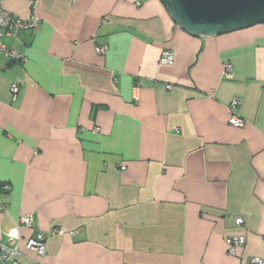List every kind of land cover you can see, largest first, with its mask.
<instances>
[{
  "label": "crops",
  "instance_id": "crops-1",
  "mask_svg": "<svg viewBox=\"0 0 264 264\" xmlns=\"http://www.w3.org/2000/svg\"><path fill=\"white\" fill-rule=\"evenodd\" d=\"M1 4L40 20L2 38L22 60L0 55V243L33 217L19 264H239L228 237L264 260V24L192 37L159 0Z\"/></svg>",
  "mask_w": 264,
  "mask_h": 264
},
{
  "label": "built area",
  "instance_id": "built-area-1",
  "mask_svg": "<svg viewBox=\"0 0 264 264\" xmlns=\"http://www.w3.org/2000/svg\"><path fill=\"white\" fill-rule=\"evenodd\" d=\"M35 4L33 5V9ZM40 24V20L32 15L28 19H19L11 15L9 12L3 9L1 0H0V55H3L12 60H22V56L15 50L7 48L2 43V38L4 36H15L19 31L24 30H33L37 28ZM107 47L105 45L96 46L95 52L98 55H103ZM160 65L171 66L174 63L173 53L169 50H164L161 53L159 59ZM223 76L229 78L231 76V65L225 63L223 65ZM165 89L171 91L173 89L172 85H165ZM9 93L14 99L19 93V87L17 84H12L9 88ZM239 99L234 98L227 107L228 117L227 124L234 128H243L246 125L245 120L239 115L238 106ZM97 132V129L95 130ZM124 170V168H121ZM8 187L6 185L2 186L3 190H6ZM1 209V208H0ZM236 226H240L243 223L242 218L237 217L234 219ZM33 224V217L31 215L21 216L15 226L13 231L7 235V244L0 243V264H19L17 259L21 256L19 249V244L21 237L19 234V229L21 227L26 229H31ZM60 234V232H57ZM46 235L33 232L29 237L24 240L23 248L26 252H32L39 257H43L46 253ZM227 246V254L231 257H238L239 264H264V260L258 257H247L239 254L244 248L245 241L242 237H228L225 239ZM38 264H41L38 262Z\"/></svg>",
  "mask_w": 264,
  "mask_h": 264
},
{
  "label": "water",
  "instance_id": "water-1",
  "mask_svg": "<svg viewBox=\"0 0 264 264\" xmlns=\"http://www.w3.org/2000/svg\"><path fill=\"white\" fill-rule=\"evenodd\" d=\"M192 37H213L264 24V0H159Z\"/></svg>",
  "mask_w": 264,
  "mask_h": 264
}]
</instances>
